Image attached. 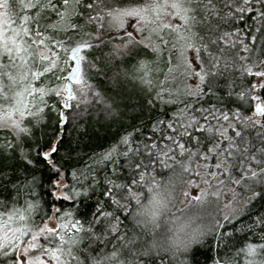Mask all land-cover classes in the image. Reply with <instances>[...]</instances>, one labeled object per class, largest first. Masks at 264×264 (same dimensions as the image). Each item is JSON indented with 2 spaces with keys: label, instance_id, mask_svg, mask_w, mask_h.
Segmentation results:
<instances>
[{
  "label": "snow or ice",
  "instance_id": "1",
  "mask_svg": "<svg viewBox=\"0 0 264 264\" xmlns=\"http://www.w3.org/2000/svg\"><path fill=\"white\" fill-rule=\"evenodd\" d=\"M113 66L104 119L129 124L81 154L67 128ZM0 133V264H186L209 235L227 245L264 202V0H0ZM177 200L219 211L177 217L163 244ZM239 231L254 239L214 264H264V213Z\"/></svg>",
  "mask_w": 264,
  "mask_h": 264
},
{
  "label": "trees",
  "instance_id": "2",
  "mask_svg": "<svg viewBox=\"0 0 264 264\" xmlns=\"http://www.w3.org/2000/svg\"><path fill=\"white\" fill-rule=\"evenodd\" d=\"M115 70V66L106 67L103 72L99 75H93L91 79L96 89L110 101L112 97L115 96L117 90L113 88L111 82V77ZM133 87L134 85L127 81H122L118 85L119 89H127L129 92L132 91ZM132 102L135 103V101ZM88 112L92 115H88L85 119L80 120L77 128H72L71 125L67 128L68 136L72 141V146L74 148L78 146V150L81 154L102 151L111 144L123 132L124 127H127L129 124V120L127 119L123 121V124L116 120H113L112 122L105 121L104 114L101 113L100 105L98 103H93ZM97 114L99 122L93 118ZM129 115H131V113H129ZM53 123L55 125V122ZM47 132L49 136L54 134L59 135V133L55 132V127L47 129ZM2 135L3 133H0V136ZM61 155H64L63 149L61 150ZM73 156L75 157V153H73ZM74 162L75 160H69L67 161V164L70 167ZM33 171L38 180L45 182L42 195L44 199L50 201L51 197L48 196L46 190L48 188L47 180L51 178V173H49L44 167L43 162L37 164ZM7 194V191L0 190V198ZM169 207L170 211L161 218V228L157 232L158 238L165 235L170 236L171 233L168 232V228L172 226V222L175 221L177 217L182 218L191 214V211L195 209V207L185 208V205H169ZM181 208H185V211L181 212L179 210ZM81 211L86 213L88 211V205H83ZM258 213H264V202L258 203L249 216H243L240 220L235 221L233 225L226 226L227 231L234 233L227 245L217 241L213 236L209 235L201 243L192 245L186 257H181V259L185 260L186 264H214L217 259H220L222 262L225 255L233 252L235 248L242 246L246 239H254L250 233H241L239 229L244 224L250 223L251 219H253L255 214Z\"/></svg>",
  "mask_w": 264,
  "mask_h": 264
},
{
  "label": "rangeland",
  "instance_id": "3",
  "mask_svg": "<svg viewBox=\"0 0 264 264\" xmlns=\"http://www.w3.org/2000/svg\"><path fill=\"white\" fill-rule=\"evenodd\" d=\"M90 82L94 85V83L92 81H90ZM96 91H98V90L96 89ZM89 99L91 100V103L87 106V110L90 109V106L93 103H98L100 105L101 113H103V114L105 113L106 110L104 108V103L105 102H110V100L108 98H106L103 94H101V97L99 99H93L91 96L89 97ZM80 111H84V106L81 107ZM69 115L71 116L72 114L70 113ZM196 194H198V192L193 191V195H196ZM175 205H184V204H181L179 202V200H177L175 202ZM221 207H222V203H221ZM196 211L201 212V214L205 217L204 222L207 223V222L210 221V217H208L207 214L211 213V212L219 211V209L216 207L215 204H206V205H204L202 207H195V209H193L191 211V214H192V212H196ZM191 214H189V215H191Z\"/></svg>",
  "mask_w": 264,
  "mask_h": 264
},
{
  "label": "clouds",
  "instance_id": "4",
  "mask_svg": "<svg viewBox=\"0 0 264 264\" xmlns=\"http://www.w3.org/2000/svg\"><path fill=\"white\" fill-rule=\"evenodd\" d=\"M173 227V225L171 226ZM169 235H165V236H162L160 239V242L163 243V244H167L169 242Z\"/></svg>",
  "mask_w": 264,
  "mask_h": 264
}]
</instances>
